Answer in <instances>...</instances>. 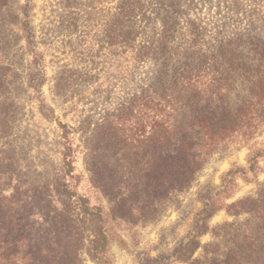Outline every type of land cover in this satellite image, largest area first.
I'll return each mask as SVG.
<instances>
[{"label":"rangeland","instance_id":"374dc122","mask_svg":"<svg viewBox=\"0 0 264 264\" xmlns=\"http://www.w3.org/2000/svg\"><path fill=\"white\" fill-rule=\"evenodd\" d=\"M142 2L145 12L131 20L135 37L129 45L121 40L122 0H7L2 10L0 64L7 69L0 87V210L19 209L26 224L35 206L46 214L51 206L65 208L82 237V264L107 263L91 254L98 217L65 207L68 200L59 193L67 141L60 123L73 127L72 187L103 207L110 264H189L186 256L202 258L204 245L224 241L214 228L250 216L231 213L228 205L256 196L264 184L262 156L255 171L237 174L222 191L229 169L248 168L264 148L263 129L247 145L219 147L189 187L167 192V164L156 171L153 143L133 135L135 120L146 115L121 107L167 63L192 55L194 22L207 25L212 37L227 36L247 26L252 1ZM209 199L216 211L204 214ZM192 231L198 247L176 258Z\"/></svg>","mask_w":264,"mask_h":264},{"label":"trees","instance_id":"16d2710c","mask_svg":"<svg viewBox=\"0 0 264 264\" xmlns=\"http://www.w3.org/2000/svg\"><path fill=\"white\" fill-rule=\"evenodd\" d=\"M251 1L248 4L253 14L248 17L247 26L227 36L212 37L207 25L194 22L190 30L192 55L167 63L121 106L122 110L133 109L150 119L137 118L133 135L153 143L156 171L161 172L164 162L167 164V192L189 187L219 147L233 142L247 145L264 129V0ZM6 4L7 0H0V34L6 19L2 11ZM120 9L121 40L129 45L135 37L131 20L145 12V5L142 0H122ZM24 24L27 29L31 28L29 18ZM3 55L0 47V62ZM6 69L0 64V87L6 82L2 74ZM60 125L67 141L66 170L59 193L68 200L65 207L74 205L83 213L98 217L100 226L91 254L98 261L110 264L107 257L110 232L103 222V207L92 204L88 196L72 187L75 149L70 134L73 127L68 123ZM147 126H150L148 136ZM164 150L167 156L170 154L168 160L162 157ZM262 156L264 148L256 152L248 168L229 169L222 191L229 190L237 174L255 171ZM157 180L161 182L160 175ZM35 208L29 214L23 209L27 214L26 224H22L24 217L19 209L8 206L0 210V264H82V237L71 217H65V208L51 206L47 214ZM215 211V203L209 199L204 214ZM228 211L247 212L250 216L245 221L214 228L223 243L206 244L202 258L186 256L185 261L189 264H264V184L256 196L231 203ZM194 233L190 232L187 241L182 243L176 258L183 251L190 256L198 247L193 245Z\"/></svg>","mask_w":264,"mask_h":264}]
</instances>
